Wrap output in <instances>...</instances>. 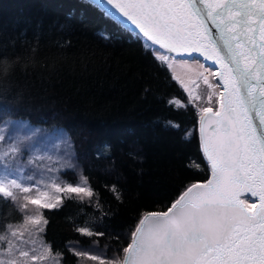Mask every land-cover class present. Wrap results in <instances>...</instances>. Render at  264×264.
I'll return each mask as SVG.
<instances>
[{
	"label": "trees",
	"instance_id": "trees-1",
	"mask_svg": "<svg viewBox=\"0 0 264 264\" xmlns=\"http://www.w3.org/2000/svg\"><path fill=\"white\" fill-rule=\"evenodd\" d=\"M157 53L165 54L88 0H0V62L15 66L0 81V129L7 135L9 124L25 122L65 131L97 194L41 210L48 224L39 239L51 245L52 260L37 264H97L70 249L122 258L145 213L166 211L210 178L199 135L201 83L191 82L190 101ZM8 142L15 141L7 135ZM23 217L16 203L0 201V230ZM79 227L104 235L84 236Z\"/></svg>",
	"mask_w": 264,
	"mask_h": 264
},
{
	"label": "snow or ice",
	"instance_id": "snow-or-ice-1",
	"mask_svg": "<svg viewBox=\"0 0 264 264\" xmlns=\"http://www.w3.org/2000/svg\"><path fill=\"white\" fill-rule=\"evenodd\" d=\"M100 2L108 6V15L130 22L164 53L193 58L176 60L157 53L167 69L193 64L203 69L197 76L207 86V106H197L199 135L211 178L192 183L166 211L145 213L122 258L70 251L97 264H264V0ZM200 57L216 67H205ZM14 71V64L0 62V81ZM208 74L217 83H210ZM184 91L191 101L192 92ZM169 103L185 106L179 100ZM5 141L0 129V201L15 204L20 193H29L18 207L21 212L30 205L33 209L25 212L22 223L0 230V264H29L52 253L51 245L42 244L40 252L22 246L27 243L22 230L29 225L37 233L45 230L48 220L41 210L57 208L61 195L82 201L97 194L71 162L65 170L78 176L75 184L59 175L38 180L33 174L25 176L23 166L12 169L10 161L23 155L24 141L9 142L6 148ZM33 162L30 157L28 164ZM77 231L88 237L104 235L88 227Z\"/></svg>",
	"mask_w": 264,
	"mask_h": 264
},
{
	"label": "rangeland",
	"instance_id": "rangeland-1",
	"mask_svg": "<svg viewBox=\"0 0 264 264\" xmlns=\"http://www.w3.org/2000/svg\"><path fill=\"white\" fill-rule=\"evenodd\" d=\"M165 55H170L165 53ZM172 56V55H171ZM176 60L185 59L172 56ZM191 60V59H188ZM202 63V62H201ZM206 67V66H205ZM173 72L176 80L183 86V88H187L189 90V86L192 81L198 79L197 74L202 72L203 69L199 67V65H191L190 67H179L178 65H174ZM209 82L217 83L216 78L210 74ZM201 89L203 90V103L202 106L206 105V96L204 95L206 85L200 80ZM219 91V89L217 90ZM215 102V97L213 98V103ZM9 133L8 137H11V140H23V155L17 157V160L10 161V166L12 169L23 166L25 168L24 175L33 174L35 178H47L49 176L59 175L64 180H66L65 175H63L67 171H71L70 169L65 170V166L71 162L75 164L78 168V164L75 160V153L72 141L68 134L63 130H55L51 132H46L41 129L33 128L29 126L25 122H18L9 124L8 126ZM6 135V136H7ZM9 143V142H8ZM7 143V145H8ZM4 147L6 148L7 146ZM2 152V149H0ZM33 158L34 162L32 164H28L29 158ZM61 168L62 170L59 173L55 172V169ZM52 169V171H49ZM80 169V168H79ZM2 166H0V171H2ZM34 183V181L32 182ZM20 199L16 202L17 205L23 203L22 197L25 195H30L29 193H20ZM61 199L63 201L64 196L61 195ZM33 206H29L25 212L31 213ZM25 212L23 214L25 215ZM23 231V241H27V243H23L22 246L25 249H31L35 247L38 252L43 251L41 245L42 241L39 239V233L32 230V226L29 225L27 230ZM17 243H22L21 241H17ZM6 246V243H5ZM23 259V258H22ZM45 260H52L48 254H45ZM29 264H37L35 262L29 261ZM54 264V262H52Z\"/></svg>",
	"mask_w": 264,
	"mask_h": 264
},
{
	"label": "water",
	"instance_id": "water-1",
	"mask_svg": "<svg viewBox=\"0 0 264 264\" xmlns=\"http://www.w3.org/2000/svg\"><path fill=\"white\" fill-rule=\"evenodd\" d=\"M88 1H90V2H92L93 4L97 5L100 9H102L103 11H105V12L107 13L106 8H108V6H107V5H103V4H101L100 0H88ZM109 16H110V15H109ZM110 17H111L114 21H116V22H118L120 25H122L124 28H126V29H128V30H130V31H132V32H134V33H136V34H138V35H140V36L143 37V35H142L141 33H139V31H138L137 29H135V27H134L133 25H131L130 22L124 20L123 18L119 17V16L116 15V14H113V15H111ZM143 38H144L149 44H151V42L148 41L145 37H143ZM151 45H152V44H151ZM153 46H154L155 48H158V46H156V45H153ZM158 49H159V48H158ZM160 50H162V49H160ZM162 51H164V50H162ZM171 55H174V56H175V54H171ZM180 58L193 59L192 57H180ZM199 59H200V61H201L206 67H211V68H215V67H216V66L213 65L210 61H204L202 57H200ZM199 127H200V125H199ZM201 146H202V145H201ZM204 157H205V156H204ZM205 159H206V157H205ZM206 161H207V159H206ZM207 163H208V162H207ZM209 167H210V165H209ZM210 178H211V176H210ZM210 178H209V179H210Z\"/></svg>",
	"mask_w": 264,
	"mask_h": 264
}]
</instances>
